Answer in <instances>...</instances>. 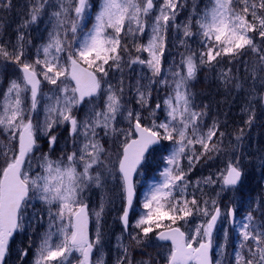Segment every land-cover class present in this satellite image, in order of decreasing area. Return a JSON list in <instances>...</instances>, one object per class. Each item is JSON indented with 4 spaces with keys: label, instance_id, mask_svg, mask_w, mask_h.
<instances>
[{
    "label": "rangeland",
    "instance_id": "374dc122",
    "mask_svg": "<svg viewBox=\"0 0 264 264\" xmlns=\"http://www.w3.org/2000/svg\"><path fill=\"white\" fill-rule=\"evenodd\" d=\"M145 1L100 0L88 25L81 21L82 16L77 19L74 15L67 29L61 22V16L69 12L67 0H33L29 21L17 24L16 30L10 25L13 38L4 41L2 57V68L7 67L9 75L8 71L0 73V135L9 131L18 137L29 122L37 144L22 168L29 194L19 211L5 264H85L84 246L69 243L71 216L81 204L87 207L91 227L90 264L120 260L128 237L161 210L164 187L186 144L199 140L200 135V141H210L200 130L207 113L198 108L201 95L213 96L208 94L213 88L219 95L231 97V110L237 117L235 129L233 126L225 136L230 150L225 148L224 165L213 174L223 178L229 166L248 177L258 173L255 201L264 206V124L254 136L246 127L251 119L264 122V0H149L153 5L148 10L143 8ZM237 11L246 16L244 24ZM113 30L124 31L126 36L114 43ZM123 43L132 47L128 45V54L116 56L123 57L122 61H107L106 54L114 55L113 46L119 44L120 48ZM69 52L81 63L93 64L94 59V68L100 73L97 95L79 106L74 88H69ZM23 63L38 72L40 86L35 97L13 71ZM69 118L74 120L71 133ZM134 121L164 140L165 165L157 181L137 183L125 235L119 224L123 190L116 164L123 144L133 136ZM239 145L251 147L245 153L243 148L237 149ZM211 209H200L192 223L182 225L188 243L196 245L208 238L205 224ZM222 211L213 262L226 264L227 258L237 264V258L242 259L228 254L233 244L224 239L228 223L226 208ZM233 229L244 234L238 215L229 230ZM30 232L34 244L22 251L20 246ZM257 237L264 246L261 223L257 224ZM152 250L157 261L137 257L135 264H159V258L162 264L167 262L169 248ZM251 261L264 264V251Z\"/></svg>",
    "mask_w": 264,
    "mask_h": 264
},
{
    "label": "trees",
    "instance_id": "16d2710c",
    "mask_svg": "<svg viewBox=\"0 0 264 264\" xmlns=\"http://www.w3.org/2000/svg\"><path fill=\"white\" fill-rule=\"evenodd\" d=\"M33 0H0V38L2 47H0V73H6L7 67L3 70V45L4 41L12 39L13 32L10 30V25L13 30H16L17 24H23L28 22L31 17V11L29 10V3ZM69 12L61 16V22L64 24V28L68 29L69 22L74 20V9L76 2L67 0ZM100 0H86L84 9L82 12V22L88 25L92 20L94 12L100 6L98 5ZM33 7V6H32ZM228 9L231 12L230 7ZM236 12V11H235ZM239 17L244 24L247 20L245 15H241L238 11ZM9 16V18H7ZM7 18V19H6ZM8 22V27L7 22ZM81 32L84 28H80ZM250 33V32H247ZM123 35V36H122ZM126 33H116L118 43L119 39L125 37ZM195 40L198 42V38ZM130 45V44H128ZM123 43L119 48V44L111 51L114 55L106 54L105 59L111 61L112 58L117 61H122V58L116 56H124L129 53L130 46ZM132 47V46H131ZM119 48V50H117ZM68 54H72L69 52ZM206 53V56H209ZM76 57V54H74ZM2 58V59H1ZM218 56L216 57V59ZM93 59V58H92ZM94 64V59H93ZM91 63L86 64L90 68H94ZM109 65L108 62H106ZM8 66V65H7ZM97 71V70H96ZM9 71L7 72V76ZM7 76L3 78L6 80ZM2 78V77H1ZM212 93H208L213 96L201 95L202 103L199 102V110L207 113L203 118L204 124L200 127L201 134H208L210 141H200L192 136V132L189 131V136L194 138L186 144L185 153L181 154L175 165L173 166V173L166 186V195L164 196V205L161 210L154 213V216L148 218L143 227H138L134 235L129 236L127 241V247L122 254L120 260L115 263L109 264H124L126 261H131L135 264L138 263L137 257L142 258H154L153 249L158 252L159 248H168L167 245L159 244L154 241V232L165 226L189 224L192 222V218L198 213L200 209L208 210L214 205L225 207L227 204H232L237 215L242 219L244 234L241 235L236 229L233 231L228 230L225 233V238H228L233 244L230 252L225 249V253L236 256L237 254L242 259L237 264H253L252 257H255L261 251H264L262 241L257 237V224L261 223L264 226V206L260 201H255V196L259 188V174L257 176H249L244 172L243 181L241 184L234 188H224L221 185L220 177L213 174L217 172V169L222 168L224 165V159L227 155L226 138L232 127L237 120L236 114L231 110L232 104L230 102L229 95L220 94L215 88ZM200 97L199 94H197ZM236 97V96H235ZM237 101V100H236ZM261 106V105H260ZM264 111L263 107L261 106ZM204 116V115H203ZM202 116V117H203ZM264 124L256 119H251L247 122V130L251 132L250 136H254L256 131ZM8 133H1L0 135V170L9 162L16 151V136ZM240 132V128L236 129V134ZM241 134H238V136ZM164 144V140H161V145L155 150L151 151L145 158L141 169L139 171L140 181H152L159 177L160 165L163 163V154L161 147ZM222 144V145H221ZM248 147H239L244 149L245 153H248ZM228 149V148H226ZM230 150V149H228ZM154 152H157L154 153ZM226 153V154H225ZM156 154L151 162V171L145 175L148 165V158ZM264 159V158H263ZM261 174V171H259ZM263 174V173H262ZM261 174V176H262ZM210 180V181H208ZM231 195L234 199H231ZM220 226L217 229L215 237L218 236ZM23 246H20L22 251H29L34 244L35 237L30 232L26 237ZM217 244V240L214 239V249ZM215 257V251L213 252ZM237 257V256H236ZM156 261L157 259L154 258ZM137 261V262H134ZM226 264H232L227 258H225ZM163 261L159 258V264Z\"/></svg>",
    "mask_w": 264,
    "mask_h": 264
},
{
    "label": "water",
    "instance_id": "95a60500",
    "mask_svg": "<svg viewBox=\"0 0 264 264\" xmlns=\"http://www.w3.org/2000/svg\"><path fill=\"white\" fill-rule=\"evenodd\" d=\"M84 0H78L76 13L80 12ZM151 2L145 4V9L151 8ZM24 82L30 87L32 94L37 93L39 82L35 75L22 68ZM69 77L73 80L78 102L82 98L95 95L97 82L94 74L70 59ZM264 104V90L262 92ZM70 130L73 128V119L69 120ZM132 130L135 137L130 139L122 148L121 157L117 164V170L121 177L124 190V208L120 217V223L127 230L128 216L134 199L133 178L141 165L145 154L160 142L153 132L147 130L137 122H133ZM34 146L33 136L30 132L29 123L23 126L19 132L17 153L13 162L6 165L0 177V264L6 255V248L10 237L17 226L18 210L28 195V189L20 178V170L28 151ZM242 178L241 171L236 168H228L224 175V185L237 186ZM220 215L219 208H215L207 222V230L212 234ZM230 226L234 222V212L228 209ZM74 234L71 244L85 243L84 258L89 264L92 247L89 242V225L87 210L81 206L72 216ZM155 238L159 242H168L172 246V252L167 264H187L194 260L195 264H212L210 258V240L200 242L196 247L186 244V235L178 227L162 229L156 233Z\"/></svg>",
    "mask_w": 264,
    "mask_h": 264
},
{
    "label": "bare ground",
    "instance_id": "6f19581e",
    "mask_svg": "<svg viewBox=\"0 0 264 264\" xmlns=\"http://www.w3.org/2000/svg\"><path fill=\"white\" fill-rule=\"evenodd\" d=\"M23 23H26V22H23ZM17 27V26H16ZM18 28V27H17ZM4 60V59H3ZM25 63L19 65L18 67H14L13 68V71H15L16 73H18L21 78H23V72H22V68H25L27 69L28 71L32 72L36 78H38V72H36L35 70H32L30 68H28V66L24 65ZM34 68V67H33ZM36 72V73H35Z\"/></svg>",
    "mask_w": 264,
    "mask_h": 264
}]
</instances>
